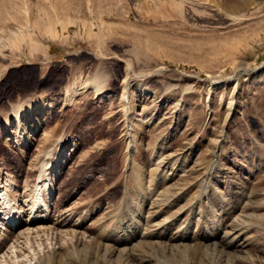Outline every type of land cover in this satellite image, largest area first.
<instances>
[{
    "label": "rangeland",
    "instance_id": "1",
    "mask_svg": "<svg viewBox=\"0 0 264 264\" xmlns=\"http://www.w3.org/2000/svg\"><path fill=\"white\" fill-rule=\"evenodd\" d=\"M0 161V264H264V0H0Z\"/></svg>",
    "mask_w": 264,
    "mask_h": 264
},
{
    "label": "bare ground",
    "instance_id": "2",
    "mask_svg": "<svg viewBox=\"0 0 264 264\" xmlns=\"http://www.w3.org/2000/svg\"><path fill=\"white\" fill-rule=\"evenodd\" d=\"M26 106H27V104H26ZM23 109V107H17L16 109H15V111H14V113L16 114V115H19V112H22L23 114H25L26 112H31L32 111V109H31V107H30V105H28L24 110H22ZM21 124V123H20ZM61 141H63V140H61ZM62 143V142H61ZM61 147L63 148L64 147V143H63V145H61ZM60 152H62V151H60ZM41 161V160H40ZM44 161L45 162H48L49 161V158H46V159H44ZM0 163H1V161H0ZM54 164H57V163H54ZM0 166H1V164H0ZM54 169V168H53ZM52 169V166L51 165H49L48 163H43V166L41 165V166H37V172H38V178H37V180H34V182L33 181H30L28 184L31 186V188L30 189H32L33 187H34V185H35V183H36V188H35V190H34V192L33 193H31V198L33 197V200H32V203L31 204H29L28 205V203L26 202V201H29L27 198L26 199H24V197H23V199L25 200L24 201V203L26 202L27 204V207L26 208H29V210L27 211V212H25L26 214H24V216L23 215H21L22 214V212H21V214L19 215V211L17 210V208L15 207L16 206V201L15 202H12L11 203V201H10V199H8V195L5 193V190L3 191V190H1L2 191V193H1V199H2V201H1V205L3 206V209H7L6 211H8V212H2L1 213V215H3V221L6 223V224H8V225H10V228L12 229V228H17V230L19 229H21V228H23V225H27V226H33V225H36V224H38V223H40V224H42V225H44V222L46 221L47 222V220H49L48 219V216L46 217V216H44V214H43V216L44 217H46L45 219H44V217L42 216V213H40V210L42 209L43 210V208H46V212H51V209H50V207H49V204L47 203V201H45L44 200V198H43V195H42V190H43V188H47L50 184H48V181H49V179H46L45 181H44V179L45 178H48L49 177V175H50V173H51V171L53 170ZM1 174H3V172L1 173ZM27 184V185H28ZM48 184V185H47ZM42 186V187H41ZM3 188V187H2ZM4 189V188H3ZM48 189V188H47ZM48 190H50V189H48ZM25 191H26V189H25ZM4 192V193H3ZM30 193V192H29ZM9 194V193H8ZM27 194V193H26ZM33 194V195H32ZM50 195V199H51V197H52V195L51 194H49ZM10 196V195H9ZM29 196V195H28ZM127 197V193L125 192V193H123V196H122V198H126ZM22 198V197H21ZM48 198H49V196H48ZM15 199V198H14ZM46 199V198H45ZM53 199V198H52ZM13 200V199H12ZM20 201H22L21 199H20ZM52 201V200H51ZM123 202H124V200H123ZM20 204H21V202H19ZM124 203H126V202H124ZM127 204V203H126ZM18 205V204H17ZM25 205V204H24ZM23 205V206H24ZM25 205V206H26ZM52 206V205H51ZM21 207V206H20ZM19 207V208H20ZM124 207H126V206H122V209H124ZM25 208V207H24ZM1 209H2V207H1ZM52 209H53V212H57V210H56V208H55V206H52ZM126 209V208H125ZM30 213V214H29ZM50 214V213H49ZM52 214V213H51ZM18 215H19V217H18ZM26 215H28V217H29V219H25L24 217L26 216ZM60 216V215H59ZM58 216V217H59ZM69 218H70V216H69ZM84 221V220H83ZM43 222V223H42ZM50 222V221H49ZM59 222V221H58ZM71 222L70 221H68V224H70ZM62 224V223H61ZM67 224V225H68ZM83 224V223H82ZM82 224H80V225H82ZM84 225V224H83ZM73 226H79V225H77V224H74ZM63 227V226H62ZM28 235V234H27ZM1 240V239H0ZM5 241H3V242H1V243H4L5 244V242H7V241H11L12 239L10 238V240H8V237L7 238H5L4 239ZM13 241V240H12ZM11 247V246H10ZM2 248L0 247V250H1ZM60 249V248H59Z\"/></svg>",
    "mask_w": 264,
    "mask_h": 264
}]
</instances>
